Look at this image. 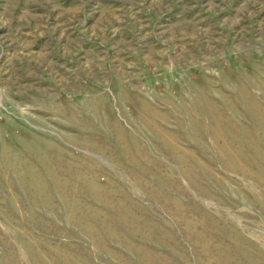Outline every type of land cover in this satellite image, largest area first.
Returning <instances> with one entry per match:
<instances>
[{"label":"rangeland","instance_id":"obj_1","mask_svg":"<svg viewBox=\"0 0 264 264\" xmlns=\"http://www.w3.org/2000/svg\"><path fill=\"white\" fill-rule=\"evenodd\" d=\"M0 264H264V0H0Z\"/></svg>","mask_w":264,"mask_h":264}]
</instances>
